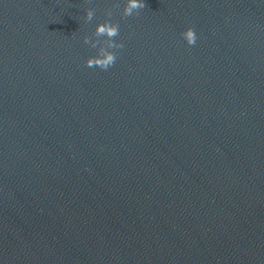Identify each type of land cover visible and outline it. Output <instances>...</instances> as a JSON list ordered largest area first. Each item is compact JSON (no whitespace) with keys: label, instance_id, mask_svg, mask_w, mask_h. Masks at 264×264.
Returning <instances> with one entry per match:
<instances>
[{"label":"water","instance_id":"water-1","mask_svg":"<svg viewBox=\"0 0 264 264\" xmlns=\"http://www.w3.org/2000/svg\"><path fill=\"white\" fill-rule=\"evenodd\" d=\"M144 2L0 0V264H264V0Z\"/></svg>","mask_w":264,"mask_h":264},{"label":"clouds","instance_id":"clouds-1","mask_svg":"<svg viewBox=\"0 0 264 264\" xmlns=\"http://www.w3.org/2000/svg\"><path fill=\"white\" fill-rule=\"evenodd\" d=\"M144 7H145L144 0H127L125 12L131 13L133 9H140ZM93 15H94V11L92 9H89L87 12V19L91 20ZM118 32H119V25L117 23H114L111 20H104L102 23L97 25L95 34L97 36L104 35L110 38L117 36ZM182 35L189 45H194L196 43L197 33L194 28L188 27L182 33ZM88 39L89 37L86 36L85 41L87 42ZM98 42L99 41H97V43ZM105 43L107 44V47H105L104 44H101L98 55L88 57L86 63L89 67L95 65V66H99L102 69H107L110 65L114 63L116 59V53L111 49L122 47V45L119 44L118 42L112 41L111 39H109Z\"/></svg>","mask_w":264,"mask_h":264}]
</instances>
